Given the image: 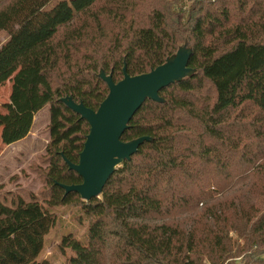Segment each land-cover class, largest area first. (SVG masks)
Here are the masks:
<instances>
[{
    "label": "trees",
    "instance_id": "trees-1",
    "mask_svg": "<svg viewBox=\"0 0 264 264\" xmlns=\"http://www.w3.org/2000/svg\"><path fill=\"white\" fill-rule=\"evenodd\" d=\"M0 124L49 106L43 204L0 201V264L40 257L58 208L87 218L68 234L65 264H264V0H0ZM185 44L193 74L148 100L122 137H148L86 202L80 185L88 123L115 83L148 74ZM234 235L235 237H233Z\"/></svg>",
    "mask_w": 264,
    "mask_h": 264
},
{
    "label": "water",
    "instance_id": "water-1",
    "mask_svg": "<svg viewBox=\"0 0 264 264\" xmlns=\"http://www.w3.org/2000/svg\"><path fill=\"white\" fill-rule=\"evenodd\" d=\"M190 57L191 51L187 47L179 49L164 65L136 77L129 76L125 67L124 79L118 83L102 72L100 78L108 85L109 95L97 111L76 104L71 98L63 100L90 127L78 164L65 159L69 169L83 181L80 185H62L67 194L76 193L86 202L98 198L115 171L150 141L143 137L125 143L122 137L148 100L162 103L161 92L193 74L189 68Z\"/></svg>",
    "mask_w": 264,
    "mask_h": 264
},
{
    "label": "rangeland",
    "instance_id": "rangeland-1",
    "mask_svg": "<svg viewBox=\"0 0 264 264\" xmlns=\"http://www.w3.org/2000/svg\"><path fill=\"white\" fill-rule=\"evenodd\" d=\"M62 1L71 0H53L46 11L54 9ZM8 39V33L0 34V48ZM185 47L187 45L181 44L180 49ZM11 88V82L0 85V114H6L4 106L10 102ZM49 123L48 106L34 116H15L0 124V201L6 205L10 206L20 198L25 202L37 199L43 204L41 193L45 184L42 174L47 169L44 158L50 141ZM54 212L57 225L46 237L40 259L65 264L70 252L60 250L63 237L71 233L83 239L88 221L77 208H58ZM204 264H208L207 260Z\"/></svg>",
    "mask_w": 264,
    "mask_h": 264
}]
</instances>
